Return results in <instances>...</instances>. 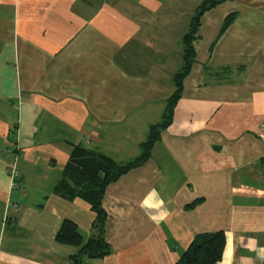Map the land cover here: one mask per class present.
Returning a JSON list of instances; mask_svg holds the SVG:
<instances>
[{"label":"crops","instance_id":"0c3cea01","mask_svg":"<svg viewBox=\"0 0 264 264\" xmlns=\"http://www.w3.org/2000/svg\"><path fill=\"white\" fill-rule=\"evenodd\" d=\"M200 3L0 0V264H73L77 249L55 235L68 221L86 242L95 216L67 199L82 189L65 173L72 150L121 165L141 155ZM194 50L149 159L106 187L111 252L87 264H176L215 232L216 264H264V0L206 11Z\"/></svg>","mask_w":264,"mask_h":264},{"label":"trees","instance_id":"16d2710c","mask_svg":"<svg viewBox=\"0 0 264 264\" xmlns=\"http://www.w3.org/2000/svg\"><path fill=\"white\" fill-rule=\"evenodd\" d=\"M222 1L224 0H201L191 18L187 33L181 41L183 65L173 80L175 91L167 103L162 122L151 127L148 139L140 146L141 155L137 159L121 165L98 153H90L78 148L72 150L65 173L67 175H71L72 172L78 174L82 189H73L72 192L67 193V199L79 198L83 200L90 206L95 216L92 235L86 242H83L77 228L68 221L61 224L55 235L56 243L77 249L71 258L73 264H87L89 261L99 260L110 254V246L103 238L106 215L101 208V199L104 191L109 184L116 182L128 171L141 166L149 159L150 150L172 119L173 108L181 95L183 79L193 66L194 43L198 38L201 18L206 11ZM228 19L225 20V25L229 22ZM60 187L62 185H59ZM224 243L223 232L197 235L181 254L176 264H216L221 260Z\"/></svg>","mask_w":264,"mask_h":264},{"label":"built area","instance_id":"2783aa9c","mask_svg":"<svg viewBox=\"0 0 264 264\" xmlns=\"http://www.w3.org/2000/svg\"><path fill=\"white\" fill-rule=\"evenodd\" d=\"M7 172L9 174L10 179H11L12 188L17 189L19 187L21 176H20L19 172L17 171L14 163L8 164Z\"/></svg>","mask_w":264,"mask_h":264}]
</instances>
